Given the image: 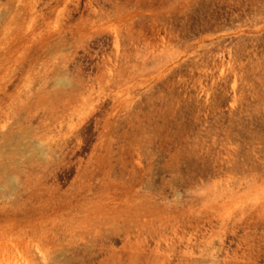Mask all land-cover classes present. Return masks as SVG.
<instances>
[{"label": "rangeland", "instance_id": "rangeland-1", "mask_svg": "<svg viewBox=\"0 0 264 264\" xmlns=\"http://www.w3.org/2000/svg\"><path fill=\"white\" fill-rule=\"evenodd\" d=\"M262 4L0 0V264H264Z\"/></svg>", "mask_w": 264, "mask_h": 264}, {"label": "bare ground", "instance_id": "bare-ground-1", "mask_svg": "<svg viewBox=\"0 0 264 264\" xmlns=\"http://www.w3.org/2000/svg\"><path fill=\"white\" fill-rule=\"evenodd\" d=\"M262 5H264V4H262ZM256 80V79H255ZM248 81V80H247ZM261 81V80H260ZM257 84V83H256ZM150 123V122H149ZM145 131V130H144ZM175 179V178H174Z\"/></svg>", "mask_w": 264, "mask_h": 264}]
</instances>
